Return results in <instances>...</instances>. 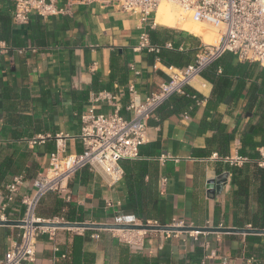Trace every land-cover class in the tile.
Masks as SVG:
<instances>
[{"label": "crops", "instance_id": "obj_1", "mask_svg": "<svg viewBox=\"0 0 264 264\" xmlns=\"http://www.w3.org/2000/svg\"><path fill=\"white\" fill-rule=\"evenodd\" d=\"M59 6L67 7V13L48 19L33 17L28 25L20 26L13 21L14 2L0 0V45L7 48L0 52V214L6 187L16 177H23L6 211L11 221L22 218V198L34 193V181L46 173L50 157L58 149L64 156L83 151L77 138L79 115L94 105L93 95H117L119 113L129 118L130 87L133 100L143 103L169 80V68H175L162 57L182 64L176 68L186 67L194 63L203 42L178 27L146 25L110 4L60 0ZM144 35L159 53L138 50ZM247 63L234 57L232 64ZM248 64L258 73L264 71L257 64ZM253 81L254 77L246 81L244 96L214 107L210 105L214 85L200 77L193 88L202 96L201 103L186 106L178 95L164 105L148 123V139L140 148V157L121 162L124 177L120 182L109 185L101 172L85 169L71 179L67 193L43 199L38 218L100 225L132 224L138 219L193 228L250 227L246 218L251 219L259 209L257 184L252 186L248 216L234 215L232 174L227 163L216 161V147L208 144L215 132L202 134L200 129L205 119L220 121L228 133L237 129L227 159L239 157L242 132L259 122L258 117L244 115L245 94ZM97 108L102 114L114 110L105 102ZM184 113L190 114L189 121L182 120ZM260 150L264 152V146L251 149L256 159L238 167L249 169L250 174L255 165L264 168L257 162ZM218 167L229 178L222 194L212 195L207 183L216 178ZM137 197H143L147 214L154 201L151 218L136 212ZM72 218L83 221H68ZM21 232L18 226L0 227V260ZM122 235L119 231L56 229L53 239L48 234L39 238L32 264H122L123 248L131 256L158 259L162 264H264L258 253L264 236L203 233L195 239L190 233L148 232L142 246L129 247ZM249 236L261 237L260 244L248 241ZM65 253H69L68 259L63 258Z\"/></svg>", "mask_w": 264, "mask_h": 264}, {"label": "built area", "instance_id": "obj_2", "mask_svg": "<svg viewBox=\"0 0 264 264\" xmlns=\"http://www.w3.org/2000/svg\"><path fill=\"white\" fill-rule=\"evenodd\" d=\"M14 2L13 21L16 25H28L33 17L48 19L67 13V7H60V0H12ZM173 3L194 22L206 24L217 30L218 40L212 44L202 42L193 64L183 68L170 67L168 81L160 84L156 91L150 93L145 101L137 104L130 87V102L127 111L130 117H124L118 110V96L110 92L93 95L94 105L79 115L80 133L77 136L83 151L77 154L62 155L58 151L50 157V164L45 174L34 181V193L25 195L21 202L24 207L21 226L22 232L18 241L0 260V264H32L36 260L37 245L42 235L48 234L52 239L56 229L36 227L43 222L38 218V209L43 199L49 194L67 193L71 179L85 169L92 168L105 175L109 185H115L124 177L121 162L140 157V148L147 142L149 121L160 109L176 95L188 94L196 78L223 58L232 54L240 62L259 65L264 70V0H77L81 5L101 3L113 5L118 10L139 17L142 23L155 26L156 16L161 2ZM170 46V45H169ZM0 45V52L6 50ZM138 50L159 53L160 49L149 43L147 35L142 38ZM198 92V91H197ZM201 103L194 95H187ZM107 103L114 110L108 114L98 113V104ZM182 120L189 121L190 114L184 113ZM261 159L257 162L264 166V152L260 150ZM231 166H241L248 159L236 157L227 159ZM23 177H16L6 187V202L1 207L0 221H7L6 211L14 202ZM55 223H60L55 219ZM127 225L159 226L157 222H141L138 219ZM174 227H185L175 224ZM248 228H252L251 226ZM121 240L129 247L142 246L147 231H119ZM167 235L179 232H166ZM201 233L190 232L197 239ZM96 239L100 237L94 236ZM56 252H60L56 248ZM68 259L69 253L63 254Z\"/></svg>", "mask_w": 264, "mask_h": 264}, {"label": "trees", "instance_id": "obj_3", "mask_svg": "<svg viewBox=\"0 0 264 264\" xmlns=\"http://www.w3.org/2000/svg\"><path fill=\"white\" fill-rule=\"evenodd\" d=\"M148 32L150 33L149 29ZM233 59L234 56L232 54L226 55L224 58L214 63L202 76L214 85L210 99V105L214 107H217L219 104H227L229 100L244 96L246 81L254 77L250 89L245 94L246 103L244 115L248 114L251 118L258 117L259 122L253 129H246L242 132L240 139L241 149L239 151V157L248 159V162L245 163H249L257 157V155L250 150L264 146V71L258 73L255 71V68L249 66L248 63L238 64L233 67ZM162 60L167 65L175 66V68L182 67V64L178 61L165 60L164 57H162ZM220 69L222 70V74L218 75ZM234 82L236 83L234 84ZM187 91L188 94L181 96L186 106L191 107L197 104L196 100L187 95H194L196 99L201 101L202 96L197 91L192 88H189ZM177 96L178 95L174 97ZM208 130L215 132L213 137L208 139V144L216 147V161L227 163V171L232 174L233 183L236 186L233 193L234 215L242 214L244 217L248 216L252 186L257 184L256 196L259 209L253 214L251 219L246 218V221L252 228L264 229V168L255 165L253 172L250 174L247 168L230 166V163L226 160L229 158L230 144L235 139L237 129L232 133H228L226 132V125L222 124L220 121L212 120L209 122L205 119L201 124L200 133H206ZM219 164L220 163H218V165ZM217 172L218 174H222V169L218 167ZM152 204V208L150 209L151 213L147 214L145 211H148V209H146L143 197H137L134 200L136 212L147 219L151 218L155 211L156 207L154 201ZM218 216L219 209L216 210V218H218ZM68 221L80 222L83 220H75L72 218ZM247 240H252L260 244L261 237L249 236ZM258 253L260 257H264V244L258 249ZM122 256L124 258L122 264H162L158 259H150L144 256H131L127 248L122 249ZM245 256L246 258L250 257L248 254ZM92 258L93 256L89 255V260ZM89 262L91 263L92 261Z\"/></svg>", "mask_w": 264, "mask_h": 264}, {"label": "water", "instance_id": "obj_4", "mask_svg": "<svg viewBox=\"0 0 264 264\" xmlns=\"http://www.w3.org/2000/svg\"><path fill=\"white\" fill-rule=\"evenodd\" d=\"M229 173L225 172L218 174L215 179L207 183V190L212 195H221L225 185L228 182ZM4 226H23L21 221H0V227ZM36 227H47L53 229H90V230H107V231H140L144 230L147 232H181V233H190V232H199L203 233H221V234H241V235H258L264 236V229H255V228H222V227H213V228H193V227H174V226H149V225H127V224H89V223H74V222H43L35 225Z\"/></svg>", "mask_w": 264, "mask_h": 264}, {"label": "bare ground", "instance_id": "obj_5", "mask_svg": "<svg viewBox=\"0 0 264 264\" xmlns=\"http://www.w3.org/2000/svg\"><path fill=\"white\" fill-rule=\"evenodd\" d=\"M175 9L168 5L167 2H161L157 12L156 22L161 26L168 25L175 28L178 27L184 31L190 32L193 35L198 36L206 44H212L219 39L217 32L212 31L210 28L211 26L196 23L191 18H186L184 15L180 16ZM198 80L199 78H196L194 83ZM204 86L205 84L203 83L201 87L204 88Z\"/></svg>", "mask_w": 264, "mask_h": 264}, {"label": "rangeland", "instance_id": "obj_6", "mask_svg": "<svg viewBox=\"0 0 264 264\" xmlns=\"http://www.w3.org/2000/svg\"><path fill=\"white\" fill-rule=\"evenodd\" d=\"M166 2V1H165ZM168 5H170L171 7H173L176 11H177V13H179V15L181 16V14H182V11L179 9V7L178 6H176L175 4H173V3H168ZM174 11V10H173ZM172 11V12H173ZM186 18H190L189 16H187V15H184ZM163 26H165V27H169V28H175V27H171V26H168V25H163ZM201 28H205V27H201ZM211 29H212V31H214V32H217V30L216 29H214V28H212V27H210ZM210 29V30H211ZM190 33V32H189ZM192 34V33H191ZM214 43V42H213ZM51 222L52 221H54V220H50ZM62 222V221H61Z\"/></svg>", "mask_w": 264, "mask_h": 264}]
</instances>
